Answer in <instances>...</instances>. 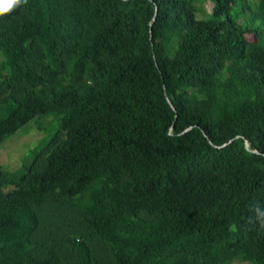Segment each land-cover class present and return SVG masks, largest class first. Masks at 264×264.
<instances>
[{
  "label": "trees",
  "instance_id": "trees-1",
  "mask_svg": "<svg viewBox=\"0 0 264 264\" xmlns=\"http://www.w3.org/2000/svg\"><path fill=\"white\" fill-rule=\"evenodd\" d=\"M261 23L264 0L0 16V147L51 133L0 164V264H264Z\"/></svg>",
  "mask_w": 264,
  "mask_h": 264
},
{
  "label": "rangeland",
  "instance_id": "rangeland-1",
  "mask_svg": "<svg viewBox=\"0 0 264 264\" xmlns=\"http://www.w3.org/2000/svg\"><path fill=\"white\" fill-rule=\"evenodd\" d=\"M203 7L208 13L211 12L212 4L211 2H204ZM201 13H197L198 17H203ZM260 25H264L261 23ZM55 121L53 117H48L44 122L49 125L51 122ZM36 120L33 119L28 124H25L23 128L17 131L12 137H10L3 145L0 147V164L7 166L10 170H16L21 168L23 170L25 166H28L32 161V155L30 150H32L38 143L44 138L48 137L51 133L45 131L41 132L37 129ZM47 134V135H46ZM233 264H243V262L235 261Z\"/></svg>",
  "mask_w": 264,
  "mask_h": 264
},
{
  "label": "clouds",
  "instance_id": "clouds-1",
  "mask_svg": "<svg viewBox=\"0 0 264 264\" xmlns=\"http://www.w3.org/2000/svg\"><path fill=\"white\" fill-rule=\"evenodd\" d=\"M19 3L20 0H0V16L11 11Z\"/></svg>",
  "mask_w": 264,
  "mask_h": 264
}]
</instances>
